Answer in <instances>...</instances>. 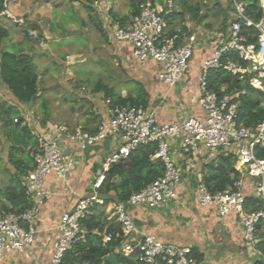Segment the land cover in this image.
<instances>
[{
    "label": "built area",
    "instance_id": "2783aa9c",
    "mask_svg": "<svg viewBox=\"0 0 264 264\" xmlns=\"http://www.w3.org/2000/svg\"><path fill=\"white\" fill-rule=\"evenodd\" d=\"M17 0H4L3 17L16 23L9 12V6ZM114 0H92L104 28L111 33L114 41L126 43L131 48L133 60L138 65L148 61L159 67L158 80L174 88L185 76L186 69L194 52V35L185 43L179 42V36H166L169 28V14L175 9L174 0L156 3L142 0L137 12L124 26L110 15ZM230 6L228 28L224 33L215 34L211 40L214 48L211 57L200 65L197 103L204 111V118L188 116L182 121L159 124L155 115L142 106H112L105 101L108 120L103 122L97 132L91 134L76 128L69 135V141L80 151L103 142L110 136L118 135L119 146L106 156L103 167L108 168L130 156L139 147L156 144L152 159L163 163V174L137 193H133L125 202H111L110 213L114 218L116 232L105 231L103 243L118 239L115 251L134 255L141 264H198L191 248L163 243L153 235L137 237L128 207L148 209L161 208L175 201L180 173L169 153V143L181 139L182 147L194 153L198 146L210 152L232 155L235 158L233 169L239 174L233 188L211 193L203 183L197 186L196 196L200 207L214 206L220 217L234 214L243 230V242L254 246L257 234L264 231V159L254 154L256 146L264 144V121L254 128L237 123V104L224 95L219 98L208 90L207 79L210 70L223 68L232 75H248L250 85L264 94V22H253L245 14L242 0H226ZM264 12V0H259ZM24 23L22 20H18ZM242 27L255 31L256 41L248 42L242 34ZM30 33V32H29ZM32 38L34 35L29 34ZM232 53L235 60L222 58ZM66 64H71L67 57ZM16 122V120H14ZM59 133H68L65 125L54 124ZM33 167L22 175V186L29 207L18 214L0 213V258L5 254L26 253L35 242V223L40 208L50 197L47 178L65 181L74 169L72 159L63 154L54 139L44 135L37 136V147L30 153ZM104 172L97 177L92 193L77 200L70 213L63 214L57 225L58 237L52 245L50 264H62L65 254L79 241L84 240L88 230L82 221L89 215L93 205H103L98 195L104 180ZM252 179L251 197L260 200L263 207L254 212L246 211L247 195L243 191L244 179ZM96 233V231H93Z\"/></svg>",
    "mask_w": 264,
    "mask_h": 264
},
{
    "label": "crops",
    "instance_id": "0c3cea01",
    "mask_svg": "<svg viewBox=\"0 0 264 264\" xmlns=\"http://www.w3.org/2000/svg\"><path fill=\"white\" fill-rule=\"evenodd\" d=\"M119 1L130 7V0H116L115 7ZM152 1L156 3L163 2V0ZM58 8L54 7L49 0H17L16 3L11 4L9 6L11 16L23 18L25 24L28 22L40 28L41 42L38 44L39 46H34L31 41H24L21 38L22 41L19 40V42L15 43V41L11 40L13 33L10 32L8 43L18 46L16 48L23 50L24 54H30L35 63L36 56L44 53L46 51L44 50L45 48L48 49L49 42L60 45L64 40L71 41L70 34L68 35L67 31L75 32L77 30L75 24L70 23L60 33H53L48 23L45 25L46 28L44 26L45 22L52 20L55 12H58L57 15L60 16L61 12L58 11L60 9ZM6 19L11 22L16 30L22 31L23 25H18L9 18ZM178 19L176 17L170 18L169 26L171 24L178 27L177 24L180 23V19ZM81 22L86 26V32L89 31V16L82 18ZM227 23L228 21L226 25ZM205 24V18L200 24L185 20L182 24L185 27V33L183 35L177 33L181 44L185 43L191 35L195 36L196 41L194 43L193 56L186 69L185 76L174 88H170L158 80L159 67L154 62L148 61L143 66L138 65L132 58L130 46L126 43L114 41L111 38V33L105 31L108 34L107 36L105 33L108 37L106 38L105 36V40H108V43L113 46V52L126 72L122 89L119 91L121 96H126L128 91H130V88L128 89L130 84L128 83L135 81L143 89L142 97L146 103L145 109L155 115L159 124L182 121L188 116L203 119L204 111L197 103L200 65L212 55L214 43L211 38L215 34L224 33L228 28L227 25L226 28L224 26L220 30L218 29L219 31H214ZM182 25L180 24V26ZM102 27L105 29L103 25ZM41 44L45 48L43 46L41 48ZM31 48H34V50L31 51ZM46 55L48 58H52L55 54L54 52H48ZM67 57L73 64V58L66 55L65 60ZM65 60L62 62L64 65H66ZM64 65H60V69ZM44 71L41 76L37 72L40 85L45 82L44 76L51 77L50 70L45 67ZM2 92L7 100L2 96L0 101L16 107L36 140L38 135H44L47 138L56 140L63 154L72 159L74 163V169L65 181H57L52 177L46 179L50 197L40 208L35 223L36 236L34 244L28 247L26 253L11 252L0 258V264H50L53 251L52 245L59 235L57 225L60 217L65 213H70L78 199L92 193L97 177L105 171L103 162L106 156L117 149L120 138L118 135L110 136L103 142L84 151H80L76 145L69 141V135L76 128H81L94 134L97 132L98 127L108 120L109 107L105 104L106 100L101 92L86 97L87 102H89L88 110L81 111L78 108L72 120L63 122H56L53 119L54 117H52V109L57 108V104L53 101L47 107L49 119L46 122H42V117L38 114L37 104H20L9 95L5 88H3ZM52 124L65 125L69 132H56ZM1 134H3V130L0 123V161L2 160L0 166H5L11 173L8 179L0 176V188L4 189L6 187H14L17 183L21 184L23 174H18L19 172L12 165H9V144L2 139ZM169 153L181 176L176 189L177 197L175 201L168 202L157 209L128 207L127 211L134 223L137 237L149 234L155 236L163 243L189 247L193 254L198 256V264H253L250 259L227 258V255L225 256L222 251L220 252V250H225L232 246L240 248L243 244V230L238 223L237 217L234 214L220 217L214 206L202 208L197 202V186L210 176L211 169L217 165L219 156L222 153L210 152L203 146H198L197 150L191 153V151L182 147L181 139L179 138L170 141ZM21 157L26 164L31 165V159L28 161L30 155L26 156L24 154ZM252 182L250 178L244 179L243 191L248 197H251ZM96 212L105 215L106 221L115 226L109 204L104 209L97 207ZM89 214H91V211ZM263 234V230L258 232L256 244L262 239ZM114 253H120L127 257L131 256V254L121 251L116 252L114 250ZM258 255L261 256L259 250ZM71 264L77 263L73 260Z\"/></svg>",
    "mask_w": 264,
    "mask_h": 264
},
{
    "label": "trees",
    "instance_id": "16d2710c",
    "mask_svg": "<svg viewBox=\"0 0 264 264\" xmlns=\"http://www.w3.org/2000/svg\"><path fill=\"white\" fill-rule=\"evenodd\" d=\"M78 2L82 5L89 16L90 22L94 28L103 32L102 23L93 7L92 0H69ZM142 0H130V14L117 18L122 25H126L131 17L137 12L138 4ZM245 3V14L253 22H264V12L260 7L259 0H242ZM175 9L167 17L179 18L180 23L171 25L166 33L167 37L179 33H185V27L182 25L185 20L200 24L205 16L201 14V1L199 0H174ZM214 5L220 6L219 0H214ZM230 10L228 4L227 8ZM223 9L224 20L227 22L230 18L227 10ZM4 10V0H0V17ZM112 14V13H111ZM180 24L182 26H180ZM227 25L225 26V28ZM224 28V29H225ZM29 30L38 33V37L33 39L29 35ZM24 39L31 41L37 46L41 41L40 28L34 24L26 23L23 25ZM242 34L248 42H255L256 36L253 29L242 27ZM9 30L0 24V87L5 88L9 95L20 104H40L42 113V122L49 119L47 103L42 99V89L40 88L39 75L36 72V65L30 54H24L23 50H18L15 44L8 43L10 37ZM105 35V34H104ZM34 48H31L33 51ZM236 56L232 53L222 58L224 64L226 60H235ZM248 75L240 78L225 71L223 68L210 70L207 79L208 90L215 93L219 98L228 95L232 102L237 104V123L239 125L254 128L264 121V94L254 89L249 83ZM130 84V82L128 83ZM134 91H128L126 96H121L113 86L109 84L98 83L94 92L102 93L105 100H109L112 106H143L145 100L142 97L143 89L140 84L133 82ZM16 120V122H14ZM0 123L3 134L9 144L8 162L12 167L23 174L25 170L31 169L33 164L28 165L24 162L22 155H30L37 147V140L32 135L30 128L18 113L16 107L0 101ZM54 125V124H52ZM157 149L156 144H148L136 149L130 156L111 165L104 174V180L97 190L99 197L103 200V205H93L91 214L82 221V224L88 230V235L84 240L76 243L64 256L62 264H71L74 260L77 264H109L104 261L108 254H115L114 250L119 246L118 239L104 244L102 235L105 231L116 232L113 224L106 221L105 215L96 212L97 207L105 208L111 202H125L133 193H137L156 180L163 174L164 166L160 160L152 159ZM254 154L257 158L264 159V144L256 146ZM30 161V157L29 160ZM235 158L232 155L221 154L218 163L211 169L210 176L205 178L203 184L209 192L215 193L233 188L234 182L239 178V174L233 169ZM32 162V161H31ZM29 207V202L25 196V189L17 183L14 187L0 188V213L18 214ZM263 207L260 200L252 197L246 199V211L254 212ZM93 231H96L94 233ZM263 259H257L253 264H264V234L262 239L256 244ZM121 264H141L134 255L129 257L120 253L115 254ZM197 260L198 256L194 255ZM155 264H164L156 262Z\"/></svg>",
    "mask_w": 264,
    "mask_h": 264
},
{
    "label": "rangeland",
    "instance_id": "374dc122",
    "mask_svg": "<svg viewBox=\"0 0 264 264\" xmlns=\"http://www.w3.org/2000/svg\"><path fill=\"white\" fill-rule=\"evenodd\" d=\"M49 1H51L54 7L60 8H58V11L61 12V14L58 16V12H55L52 20L50 22H45L44 26L48 23L49 28L53 33H60L65 30L70 23L75 24L77 28L75 32L67 31L68 35H72H69L71 41L64 40L60 45L49 42V50L41 44L40 47H44V50L46 51L41 55H37L35 62L36 70L40 68L39 71H37L40 76L44 74L45 67L47 70L51 71V77L44 76L45 82L40 85V88L42 89V99L47 103V107L50 105L51 101L57 104V108L52 109V117H54L53 119L56 122H63L72 120L73 117H75V111L78 108H80L81 111L88 108L89 102H87L86 97L98 93L94 92V88L98 83L109 84L120 91L126 77V72L119 64L120 61L113 52V46L108 43V40H105V36H108L107 33L109 30L107 28L102 29L104 34L107 32L106 35H104L102 32L94 28L93 23L90 22V27L88 26L89 31L86 32V26L83 25L81 19L85 16L87 17L88 14L80 3L70 2L69 0ZM199 1H201L202 7L200 16H205V25L207 27L214 31H219L226 26V21L224 20L225 14L223 13V9H226L228 6L226 0H219L220 6L214 5V0ZM115 3L116 0H114L112 9L110 10L112 13H110L111 16L114 17L115 15L117 18H121L130 14V7L127 4L120 3L119 1L118 5L115 7ZM227 14L230 15L228 10ZM6 18L0 17V24L5 26L9 32L13 33L11 40L15 41V43L19 42L21 38L22 40L27 41L24 39L23 29L21 32L16 30ZM15 19L17 20L16 24H25L23 18ZM98 19L101 22V19ZM18 20H22L24 23L22 24ZM204 29L206 30V28ZM29 32V34L34 35L33 39L38 37L36 31L29 30ZM107 36L106 38H108ZM48 52H54L55 55L52 58H48L46 55ZM66 55L73 58V64L64 65L62 63L65 60ZM60 65H64V67L60 69ZM133 82H130V86L128 87V89L130 88V91L135 90ZM2 91L3 87H0V98L3 96V98L5 97L4 99H6V96H4ZM36 104L39 110L40 104ZM38 114L42 117L40 110L38 111ZM1 137L4 141H7L4 134H1ZM1 163L2 160L0 161V164ZM9 165L11 164L9 163ZM10 175V171H8L5 166H0V176H2V178L8 179ZM221 251L225 256L227 255V258H247L250 259L251 263H255L257 259H263L262 255H258V246H256V244L251 246V244L243 242L240 248L232 246L225 250H220V252Z\"/></svg>",
    "mask_w": 264,
    "mask_h": 264
},
{
    "label": "water",
    "instance_id": "95a60500",
    "mask_svg": "<svg viewBox=\"0 0 264 264\" xmlns=\"http://www.w3.org/2000/svg\"><path fill=\"white\" fill-rule=\"evenodd\" d=\"M104 261L109 262L110 264H119L114 254H108L105 256Z\"/></svg>",
    "mask_w": 264,
    "mask_h": 264
}]
</instances>
